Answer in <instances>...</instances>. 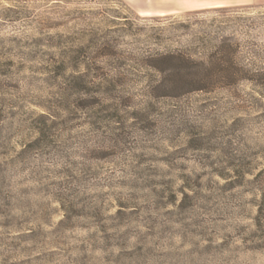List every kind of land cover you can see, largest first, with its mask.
Instances as JSON below:
<instances>
[{
  "label": "rangeland",
  "instance_id": "obj_1",
  "mask_svg": "<svg viewBox=\"0 0 264 264\" xmlns=\"http://www.w3.org/2000/svg\"><path fill=\"white\" fill-rule=\"evenodd\" d=\"M201 38L264 68V3L0 0V264H264V87L150 65Z\"/></svg>",
  "mask_w": 264,
  "mask_h": 264
},
{
  "label": "trees",
  "instance_id": "obj_2",
  "mask_svg": "<svg viewBox=\"0 0 264 264\" xmlns=\"http://www.w3.org/2000/svg\"><path fill=\"white\" fill-rule=\"evenodd\" d=\"M183 26L189 28L187 24ZM238 47V44L233 45L227 40L211 42L201 38L195 45L176 46L151 57L150 65L160 77L157 88L164 91L207 92L236 86L241 82L264 87V68L253 69L239 62L235 57ZM73 58L78 61L75 56ZM57 61L60 63L57 71H60L64 64L62 54Z\"/></svg>",
  "mask_w": 264,
  "mask_h": 264
},
{
  "label": "crops",
  "instance_id": "obj_3",
  "mask_svg": "<svg viewBox=\"0 0 264 264\" xmlns=\"http://www.w3.org/2000/svg\"><path fill=\"white\" fill-rule=\"evenodd\" d=\"M139 15H168L215 6L262 4L264 0H121Z\"/></svg>",
  "mask_w": 264,
  "mask_h": 264
}]
</instances>
